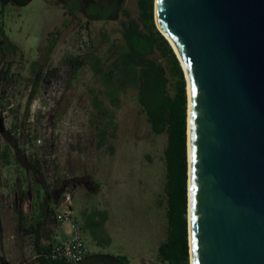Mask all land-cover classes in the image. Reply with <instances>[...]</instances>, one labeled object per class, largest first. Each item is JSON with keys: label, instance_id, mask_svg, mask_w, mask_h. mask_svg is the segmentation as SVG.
Masks as SVG:
<instances>
[{"label": "rangeland", "instance_id": "rangeland-1", "mask_svg": "<svg viewBox=\"0 0 264 264\" xmlns=\"http://www.w3.org/2000/svg\"><path fill=\"white\" fill-rule=\"evenodd\" d=\"M138 1L123 0L117 20L91 22L82 12L73 16L57 0H31L27 5L0 1V21L10 37L0 36V46L8 48L4 55L0 51V121L8 120L5 131L18 147L13 148L3 132L0 134V264H40L32 241L28 254H14L13 244L24 248V228L30 229L34 221L29 218L47 198L54 207L68 193L82 227L83 214L94 210L108 213L105 231H98L97 242L111 241L100 250L93 245L96 241L90 232L83 229L90 256L102 251L126 256L131 264H168L159 256L169 230L168 134L152 132L137 90L130 88L120 95L119 108L110 107L118 130L100 146L96 134L103 124L95 117L88 90L100 88L93 73L95 62L101 60L108 66L121 52V22L127 19L122 9L140 20ZM70 55L81 57L83 65L71 69L66 61ZM154 58L166 67L169 91L174 94L181 80L172 70V60L160 51ZM39 70L41 77L36 82ZM51 71L58 74L54 82L62 88L55 97L46 98L51 88L48 78H54L48 75ZM99 97L108 105L104 94ZM45 125L47 140L38 144L35 136L44 133ZM28 135L33 138L27 139ZM6 149H10L9 155H4ZM17 150L27 159L23 162L39 159L42 174L37 176L33 169L21 166ZM48 224L53 227L55 223Z\"/></svg>", "mask_w": 264, "mask_h": 264}, {"label": "water", "instance_id": "water-1", "mask_svg": "<svg viewBox=\"0 0 264 264\" xmlns=\"http://www.w3.org/2000/svg\"><path fill=\"white\" fill-rule=\"evenodd\" d=\"M155 9L190 80V264H264V0Z\"/></svg>", "mask_w": 264, "mask_h": 264}, {"label": "trees", "instance_id": "trees-1", "mask_svg": "<svg viewBox=\"0 0 264 264\" xmlns=\"http://www.w3.org/2000/svg\"><path fill=\"white\" fill-rule=\"evenodd\" d=\"M3 5L14 1L17 4H25L28 0H0ZM64 7L70 9L74 16L82 12L88 22L103 20H117L118 11H121L123 0H57ZM140 20L132 18L129 11L122 9L126 20L121 22V36L123 40L122 49L116 59L108 66L102 61H96L93 68L95 83L100 86L96 91L88 89L91 95L92 107L95 110L96 119L103 124L99 127L96 138L100 146L107 144L118 130L115 115L110 107L120 106V95L128 89L137 90L138 102L146 114L148 123L154 134H168V146L166 148L167 183L166 192L168 197V223L169 230L166 241L159 247V256L163 262L168 264H190L189 263V241H188V157H187V90L186 81L180 63L167 39L159 32L155 25V0H139ZM142 23V24H141ZM55 46V42L52 46ZM160 51L172 60V70L181 80L176 92L169 91V77L167 69L161 61L154 58V54ZM66 61L71 69H78L83 65L79 56H67ZM57 73V72H56ZM49 76L55 79V71ZM41 77L39 70L38 80ZM37 88V87H36ZM104 94L108 105L99 97ZM3 136L9 144L17 149V143L13 144L12 134L4 131ZM10 149L5 150L9 155ZM17 150L18 163L33 169L35 175L42 174L40 160L27 161ZM27 160V159H26ZM25 160V161H26ZM59 184V181H57ZM57 185V183H56ZM56 201L55 203H58ZM45 210L47 223H56L55 208L51 207L49 198L46 199ZM84 224L82 230L90 232L91 237L99 246L107 245V242H97L98 231H105V223L108 220L107 211L94 210L89 214H83ZM31 225L30 229L24 228L25 233L32 230L37 232L45 221ZM42 224V225H41ZM46 225V224H45ZM57 242V241H56ZM51 246L40 250L38 257L40 264H69L62 260H53L48 257L52 251ZM80 264H131L126 256H114L110 254H96L88 256Z\"/></svg>", "mask_w": 264, "mask_h": 264}, {"label": "built area", "instance_id": "built-area-1", "mask_svg": "<svg viewBox=\"0 0 264 264\" xmlns=\"http://www.w3.org/2000/svg\"><path fill=\"white\" fill-rule=\"evenodd\" d=\"M48 80H50L48 85L51 88L46 92V98L55 97L58 90L62 88V86H60L62 84L59 85L58 83H55L54 81L56 80H51V79ZM3 114L6 115L7 112H3ZM43 131L44 133H42L40 137L35 136L34 140L38 144H42L43 140L45 139L44 135L46 134V125ZM30 137L33 138L32 136L28 135L27 139H30ZM28 144H30V142ZM28 144L26 145V147H29ZM54 184H56V182ZM63 199L64 201L63 202L61 201L62 204L59 203L60 202L59 201L58 203H56L54 208H55L56 222L60 223L62 227L63 226L67 227V229H64L62 238L59 239L52 247V251L50 255H48V257L53 260H62L69 264H80L84 260H86L88 256H90V252L85 244L84 232L82 230L81 224L75 217V212L73 210L69 193L64 194ZM58 204L59 205L61 204L60 205L61 207L58 208L57 207Z\"/></svg>", "mask_w": 264, "mask_h": 264}, {"label": "crops", "instance_id": "crops-1", "mask_svg": "<svg viewBox=\"0 0 264 264\" xmlns=\"http://www.w3.org/2000/svg\"><path fill=\"white\" fill-rule=\"evenodd\" d=\"M0 22L2 24V30L0 31V36L2 38H5L6 37V39H9L10 40V37H8L7 32H5V30H4V25H5L4 24V21L2 20ZM5 46L6 45H2L1 44L0 47H5ZM6 49L8 50V48H6V47L5 48H2L0 50L2 55H4L5 51H7ZM1 54H0V56H1ZM7 125H8V120L6 118H5V120H1L0 121V134L5 131V127ZM4 155H5V152H4ZM24 174L25 175H28V170L26 172H24ZM21 178H23V177H21ZM25 195H28V192H26ZM47 207L48 206L46 205V203L44 204V206H43V204H41L40 209L37 210V211L35 210L34 213H33V215H31L32 217L29 218V219H33V221H34L33 225L38 224V221H37L38 218H40L39 221L40 220L41 221H45V224L46 225L45 224L44 225L41 224L43 227L40 228V230L38 229L37 232H34L32 230V232H30V234H27V236L25 238L26 239V242H25L24 248H22V245L21 246H17V244L14 243L13 244V247L14 246L18 247V248L15 247L14 254H23V252H27V254L28 253H31L32 252V246L30 244H32L31 243V241H32L33 244H34V249H36V260H37V258L40 256V250L42 248L48 247L49 245L51 246V243L52 242H55L56 240H58L62 236V234L64 233V231H63L62 228L65 227V226L62 227V225L60 223H57L56 222L54 224V226L51 227L47 223V220H46L47 219L46 218L47 213H45V210H46ZM20 219H21V221H23V217L22 216H21ZM29 227H31V225ZM66 229H67V227H66ZM85 234H87V233H85ZM85 234H84V236H85ZM34 236H35V238H33ZM93 245L96 247V249H99L100 250L102 248V246H99L95 242H93ZM16 249L19 252H17ZM96 254H104V253L102 251H98L97 253H94L92 255H96ZM105 254H108V253H105ZM110 255H112V254H110ZM129 261L131 263V260H129Z\"/></svg>", "mask_w": 264, "mask_h": 264}, {"label": "bare ground", "instance_id": "bare-ground-1", "mask_svg": "<svg viewBox=\"0 0 264 264\" xmlns=\"http://www.w3.org/2000/svg\"><path fill=\"white\" fill-rule=\"evenodd\" d=\"M155 22L156 24L158 25V20H157V12H156V9H155ZM188 99L190 101V80L188 79ZM189 105H190V102H189ZM190 107V106H189Z\"/></svg>", "mask_w": 264, "mask_h": 264}]
</instances>
